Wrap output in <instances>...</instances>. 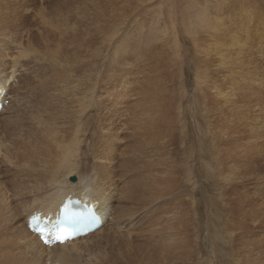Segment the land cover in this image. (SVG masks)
I'll use <instances>...</instances> for the list:
<instances>
[{"label": "rangeland", "instance_id": "1", "mask_svg": "<svg viewBox=\"0 0 264 264\" xmlns=\"http://www.w3.org/2000/svg\"><path fill=\"white\" fill-rule=\"evenodd\" d=\"M238 1V4H240L242 1L244 5V7L239 8L241 12L245 13L252 10L253 13L255 12L254 14H261L264 19V0ZM220 2L221 0H201V2L200 0H7V2L6 0H0V21L3 22L4 26H6V30H9L7 31L9 35L8 38H10V35L13 34V38L11 37L12 40L16 38L15 41L19 42L22 50H35L39 55L46 54L48 50H52V52L55 53L54 56L51 55L52 60L57 59L62 63V67L57 65L55 66V68L52 67L53 69L50 70L45 68V66L40 61L36 59L32 60V56L36 57V55H31L30 58L21 56L22 60H19H21L20 70L22 71V76L19 75L20 77H10V82L8 83V85H19V87L21 86V89H19L20 92L18 93L14 89L11 90L12 85H9L11 92L9 91V94H6L4 92L7 100L4 101L3 110L0 111V209H5L10 205H14V207L31 205V203H33L35 198L37 197L39 183L43 179L54 181L61 177H64L61 179H66L69 176L77 177L79 173H84L82 171L83 168H85L84 170H87L88 172L92 171H90L92 167V169L100 170V134H103L104 132L106 133V131L108 133L106 134V138L109 139V142L112 143V145L116 148V150H118L119 153L124 154L122 159L118 158L119 164H121L120 161L122 160H124L125 162L135 159L136 163L138 162V160L140 161L138 162L139 165H144V167L149 166L150 170L154 168L158 170L156 171V169H154L155 171L153 170V173L163 172L164 169L169 166V164H167L165 167L164 164L166 157L163 160L151 153L153 152L152 146L151 151L149 145V151H147L142 146L144 148H142L143 151H141L143 152L141 153L142 155L140 154L136 157L133 155H129V153L123 151L125 148L122 141H126L125 144L128 148L129 145L135 144L132 142H134V140L137 141L138 136H140L139 133L137 139L135 137V139L133 140V135L137 134V130L135 128H137L138 125L135 124L136 127L131 125L129 126V124H132L133 122L132 118L134 116V111L133 114L132 112L130 113V116L132 117L127 116L126 118V115H129V112L134 107V103L136 106L137 103L142 102V99L144 101V97L146 96L144 94H147L150 90H153L157 92L160 97H162L161 99H163V96H165L163 100H165V102H167V104L172 107V110L174 111L172 112V115L177 123L175 130L176 140L174 142V145L172 146V149H165V145L162 143V146L160 145L158 147V150H162V154L163 152L168 150L164 153V155L167 154L171 159L169 160L172 166H176V176L179 182V188H175L174 196L168 201V204H170V206L168 205L165 208V211L171 210L172 212H168V215L171 214L173 216V214L176 213L175 216L177 215V218L188 222L187 232L190 237L188 248L192 249H188L190 250L189 254L187 253L188 258L185 257L183 259L181 254L177 255L176 259H174L176 256L172 257V259H174V263L171 260L169 262L164 260V255L166 257V254L162 252L159 254V264H170L171 262L173 264H182L184 260L186 261V259L188 261L183 264H187V262L188 264H243L242 261H244L245 263L246 259H248L249 261L248 264H264V222L258 218L248 216L246 220L243 219V223H245V221H247L248 223V229L246 231L240 229L232 235L230 229L225 230L224 219L220 213L222 212L226 219H230L227 212L229 209V205L225 202V200L222 199L223 194L221 193L218 186L212 185V179L205 178L204 167L201 166L202 162H206L207 164H209L210 173L213 175L215 173V170H217V166L213 162V159L211 157L212 155L209 154L210 152L207 145H204L202 142L205 134L207 133L204 130L205 125L206 128H210L212 119L214 120V122H217L216 120H219L218 110L220 106L222 108L223 105L227 103V107H225V109H227L231 108L233 106V103L236 104L237 102V97L233 92V86L223 83V81H226L225 75H218L214 66L215 62L219 59L217 55L218 53L216 52V46H221V43H219L220 41H215L212 38V36L216 34L215 32H204L201 26L203 16L208 15V19L222 20V15L219 14ZM232 2V0H229L230 5L232 4ZM258 4H260L263 9H261L259 6V8H253L257 7ZM79 6L81 7V9ZM1 7H3L5 10ZM251 14L252 12H249V15L252 17L250 19V23L243 24L242 27L249 33L247 35L249 36V38L256 36L250 47L252 48V46H254L253 49L258 48V50L264 52V32L257 33L258 31L255 28V23L258 19L256 21H252L254 20V16L253 14ZM14 20H17L16 24H14ZM114 25L116 26L114 27ZM228 26L232 27L231 24H229ZM115 28H117L118 30ZM14 30L16 31L14 32ZM244 36L245 33L240 35L236 29H233L226 36V40L224 41H226L225 43H227L228 47L230 48V55L231 49L234 51L232 46L233 42L237 40L238 37H241L244 40ZM49 40H54L53 44H50ZM43 42L44 44H41ZM63 44H66L68 47ZM48 46L52 47L50 48ZM67 53L74 54L75 60H70L67 57ZM65 59H67V62L65 61ZM244 59H246L245 56ZM81 60H83L84 62ZM7 62V71L8 73H10V68L12 67L13 63H10V61L6 59L4 62L0 61L2 65ZM85 62L88 63V66ZM30 69H32L30 74L24 75ZM46 70L51 75L53 73V76L50 75L47 77V75L49 74ZM203 79L205 80V82ZM164 87L165 89H163ZM157 90L161 91V94ZM47 91H49V93ZM54 91L56 93H54ZM143 91L145 92L142 93ZM59 92L60 94H62H58ZM137 92L140 93L135 95V93ZM228 92L229 96L223 98L222 96H226ZM52 93L54 94V96H52ZM131 96L135 97V99L137 96L139 97H137L138 99L135 100ZM53 97H56L54 98V100L56 101H53ZM58 97L61 102L59 101ZM89 97L90 99H88ZM168 99L170 103L172 102L171 104L168 102ZM133 100L134 103H132ZM138 100H141V102H139ZM86 101L89 103V106L91 105L89 109ZM53 102L56 103L54 104ZM62 103L65 106L63 110L61 108V106H63ZM68 104L70 105L68 106ZM95 104L98 105L94 106ZM131 104L133 107H130ZM54 105H56L55 108L58 111L60 109H58L59 107L57 106H60V113L57 112V110L54 108ZM101 105L103 108L100 107ZM128 106L130 107V109L128 108ZM70 107L71 111L66 112L65 109L70 110ZM195 107H197V109ZM95 108H98L99 110L102 108V111H95ZM6 109L8 110L6 111ZM210 109H213L211 114ZM54 110L55 112H52ZM82 110L86 111H83V115L81 113ZM124 110H126L125 113ZM64 111L66 112V117L67 114H70L69 116H72L71 118L73 120L69 116V118L65 119L66 117L64 116V118L62 113ZM54 113H57V115L59 116L60 114H62L61 116L65 119L64 122H62L63 118H60V120L62 119L60 122V124H62L60 125L62 128L58 126L59 120L57 121L55 118L59 119V117ZM51 114L53 116H51ZM100 114L104 116V119ZM200 117L202 120L200 119ZM114 118L115 120H112ZM55 120L58 122V125H56L57 122ZM109 120L111 121V123L109 122ZM129 120L131 121V123ZM51 121L54 124H52ZM65 121L66 123L72 121L70 122L71 125L69 124L68 127V124H64ZM89 121H91V123H88ZM136 121L137 120L135 118L133 125L134 123H138V121ZM122 122L125 123V126L122 125ZM232 123H235V116L232 117ZM199 124L202 126H200ZM113 125L114 127L117 126V128H114ZM73 126L76 128L78 127L77 131L79 132L76 133L77 135L73 134ZM80 126L82 129H80ZM57 127L59 130L57 129ZM130 127H135V130L133 129L135 133H132L134 131H132V128ZM60 129L62 130L61 132H65V134L60 133ZM105 129L107 130L105 131ZM115 129H118L119 131L117 132V130ZM137 129L139 130V127ZM129 131H132L130 132L131 134L129 133ZM28 133H31V135H28ZM61 134L65 135L63 136V141L61 138ZM39 135H41L40 138ZM118 135L119 137L121 136V138L123 137V140H121V138H118ZM55 136L56 138H54ZM102 136H105V134H103ZM41 137H43V139ZM57 138L60 140V144L57 142ZM21 139L24 141V143L21 142ZM46 139L47 142H45ZM94 139L98 141H95ZM37 140L38 143H36ZM42 140H44V142ZM51 141L54 143H52ZM93 141H95L96 143H94ZM120 141L122 143H120ZM30 142L31 144H29ZM44 143L45 145H51L53 148L55 147L56 150L51 149L52 147L50 146V150L55 152L53 153L48 150L49 145H46L45 149ZM55 145L59 146L57 147ZM143 145L145 146L146 142ZM42 146L44 147L42 148ZM90 146H93V150L90 149ZM145 147L147 148V146ZM64 148H67L70 151V154L73 155L72 159L76 161L80 160V168H76L74 171H72V173L69 172V166H67V164L63 162L64 152H62V150H64ZM22 150L27 154H25ZM46 150L48 151V154L44 152ZM31 151L33 154L31 153ZM83 152H85V154L87 155L83 156ZM19 153L20 155H18ZM52 153L58 155L55 157L54 155H52ZM51 155L55 158H53ZM172 156H174V158ZM160 159L161 162H159ZM82 160L83 162L85 160L84 164ZM154 160H156V162H154ZM262 160L264 161V158L258 161V173H260L264 177V162ZM96 163L98 164V166H96ZM154 164L155 166H153ZM139 171L142 172L143 176L146 175V173H143L144 171L147 172L145 169H140ZM253 178L254 176L251 177V180H248V176H244V178L238 179L237 185L242 186V188L246 186L249 188V191L251 190L250 192H248V194H250L249 197L252 201L251 206H253L255 203L256 207L262 211V205L264 204V179L259 180L260 185H258V182H256ZM217 179L222 181L221 184L223 188L227 186L225 180H222V178ZM118 185H121V182H119ZM239 189H241V187H239ZM254 191L257 198L254 195ZM219 195H221V201L219 199ZM183 196L185 198H183ZM253 198L254 201L252 200ZM2 201L3 203H5L2 204ZM176 202H179V205ZM213 204L214 206L212 207ZM219 210L220 212H218ZM237 210L232 209V211L235 212V215H237V213L240 214ZM248 210H250V208H248L247 211ZM158 213L156 214L155 218L162 216V218L160 219L162 228H156L157 230H159L158 232L155 229V232L157 233H155V235L153 236L154 238L152 237V240L149 235H144V240H147V238L149 239L147 240V243H145L146 241H144L143 238L140 237V235H136L139 234V232H135V227H130V223L128 224L129 221L127 222L126 220H124V225H122V229L120 232L121 238L119 237L122 240H126L124 241V251L127 248L132 247L133 244L149 249L158 244V242H160L161 244V241L166 239L165 229L163 227V224H166V216H164L163 211L161 210ZM185 214L186 216H183ZM125 218L126 216L124 217V219ZM176 222L178 224V221ZM228 223L229 221L227 222V224ZM162 230L164 231V233H162ZM17 231L20 233L19 229L16 230V233L19 234ZM131 232H135V235L137 237H140L143 240L144 244L142 245L141 239L137 238L135 235L129 237L128 235H130ZM136 238L138 240H136ZM157 238H161L162 240ZM150 240L153 242H151ZM155 240L156 242H154ZM135 241H137L138 243ZM89 243L90 240L86 243L84 242L83 245H88ZM129 243L132 244L130 245ZM18 248H20V246H18ZM174 251L178 250L176 249ZM107 253L108 252L105 251L103 247L88 248L87 250H83L77 257H79L80 259V264H100V262L107 257ZM190 254L192 255V257ZM238 255L239 259H242L240 263H238L239 261L237 260ZM124 259H126V256H124ZM175 260L176 262L178 260L183 261H178V263H176ZM26 261L27 262L25 263V259L23 258L21 259L20 264H29V261L27 259Z\"/></svg>", "mask_w": 264, "mask_h": 264}, {"label": "bare ground", "instance_id": "2", "mask_svg": "<svg viewBox=\"0 0 264 264\" xmlns=\"http://www.w3.org/2000/svg\"><path fill=\"white\" fill-rule=\"evenodd\" d=\"M197 1H199V0H197ZM232 1L233 2L230 5L229 0H221L220 8H219V14L222 15V20L208 19L209 17L207 14H206L207 16H203V18H202V25H201L202 30L204 32H215L216 34H214L212 36V38L215 41H218V42L220 41L219 43H221V46H219V47L216 46V52L218 53L217 55L219 58L215 62V65H214L215 69H216V73L218 75H222V74L225 75L226 81H223V83L233 86V88H234L233 92H234V95L237 97V99H236L237 102H236V104L233 103V106L231 108H227V109H225V107H227V103L224 104L222 108L220 106V108L218 110L219 120H216L217 122H214V120L212 119L210 128L209 127L206 128V125H205L204 130L207 133L205 134V132H204L205 136H204V139L202 140V142L204 145H207L208 150L210 152L209 154L212 155L211 157L213 159V162L217 166V170H215V173L213 175L210 173L209 164H207L206 162H205L206 164L204 162H202L201 166L204 167L205 178L212 179L211 180L213 182L212 185L218 186L221 193L223 194L222 199L225 200V202L228 203V205H229V209L227 212L229 214L228 216L230 217V219L229 218L226 219V217L224 216V214L222 212L220 214L223 216V219H224V229L225 230L230 229V231L233 235V233H235L236 231H238L240 229L243 231H246L248 229L247 221H245V223H243V219L246 220L248 216L258 218L264 222V204L262 205L263 206L262 211L256 207L255 203L253 206H251L252 201H251V198L249 197L250 194H248V192H250L251 190L249 191V188L246 186H244L242 188V186L237 185L238 179L244 178V176H248V180H251V177L254 176L253 179L256 182H258L257 183L258 185H260L259 180L264 179V177L260 173H258V168H259L258 161L264 158V62H263L264 61V52H261L260 50H258V48L253 49L254 46H252V48L250 47L251 43H253L254 38L256 36L249 38V36H247L249 33L245 29H243V27H242L243 24L250 23V21H251L250 19L252 17L249 15V12H252V14L254 16L253 17L254 20H252V21H256L258 19L256 22L257 24L254 22L255 28L258 31L257 33L264 32V19H263V16L261 14H258V13L254 14L255 12L253 13L252 10L245 12V13L241 12L239 8L244 7L243 2L241 1V3L238 4L239 3L238 0H232ZM6 2H7V0H6ZM200 2H201V0H200ZM263 3H264V1H263ZM198 6H200V5H198ZM258 6L261 9H263L260 4H258L257 7H253V8H259ZM201 7H202V5H201ZM203 7H204V5H203ZM1 8H3V7H1ZM196 8H197V6H196ZM209 8H211V7H209ZM80 9H81V7H80ZM98 9H99V7H98ZM193 9H195V8H193ZM15 11H16V8H15ZM78 11H79V9H78ZM254 11H255V9H254ZM20 12H22V11H20ZM195 12H193V13H195ZM210 15H212V14H210ZM21 19H22V17H21ZM16 21L14 24H16ZM18 23H20V22H18ZM229 24H231L232 27L228 26ZM115 26L116 25H114V27ZM233 26H235V27H233ZM249 26H251V25H249ZM108 27H109V25H108ZM112 28H109V29H112ZM115 29H117V28H115ZM233 29H236L240 35L245 33V36L243 37L244 40L241 37H238V39L233 42L232 46H233L234 51L231 49V55H230V53H229L230 48L228 47V44L225 43L226 41H224V40H226V36ZM7 31H9V30H6V26H4L3 22L0 21V61L4 62L6 59V60L10 61V63H13L12 67L10 68L11 69L10 73H8V71H7L8 62L3 64V65H2V63H0V99L2 100V103H4V101L7 100V98L5 97V93L9 94L11 92V90H13V89L15 91H17L18 93L20 92L19 89H21V86L19 87V85L9 84V85H12L11 90H10L8 83L10 82V77L13 78L14 76H19V75L22 76V71L20 70L21 60H22L21 56L30 58L31 55H36V57L32 56V60L36 59V60L40 61L45 66V68L50 69V70L55 68V66H57V65L62 67L61 61H58L57 59L52 60L51 55L54 56V54H55L52 52V50L51 51L48 50L47 53L43 54V55H39L38 52L35 50H25V49L22 50L19 42L15 41L16 38L14 40H12L13 34L10 35L12 38L11 37L8 38L9 35H8ZM15 31L16 30H14V32ZM18 34H20V33H18ZM252 36H254V35H252ZM79 38H80V35H79ZM49 41H50V44H53V42H54V40L53 41L49 40ZM41 44H44V42ZM66 44H63V45L68 47ZM48 47H50V46H48ZM212 47H214V46H212ZM81 48H79V49H81ZM95 51H97V50H95ZM41 52H42V50H41ZM79 52H80V50H79ZM123 52H125V51H123ZM244 56L246 59H244ZM67 57L72 61L75 60L74 54L67 53ZM19 59H21V60H19ZM65 61L67 62V59H65ZM81 61H83V60H81ZM85 63H87V62H85ZM87 66H88V63H87ZM97 69H98V67H97ZM31 70L32 69H30L24 75L30 74ZM209 70H211V69H209ZM47 73H48V71H47ZM50 75L51 74L47 75V77ZM51 76H53V73ZM47 77H45V78H47ZM149 82H150V80H149ZM201 82H203V81H201ZM204 82H205V80H204ZM82 86H83V84H82ZM146 86H148V85H146ZM157 87H159V86H157ZM162 87H163V85H162ZM150 88H149V90H150ZM147 89H148V87H147ZM163 89H165V87ZM45 90H46V88H45ZM149 90H147V91H149ZM51 91H53V90H51ZM157 91H159V90H157ZM47 92L49 93V91H47ZM70 92H71V90H70ZM144 92L145 91H143L142 93H144ZM54 93H56V92L54 91ZM138 93H140V92L135 93V95ZM159 93L161 94V91H159ZM58 94H60V92ZM113 95H114V93H113ZM144 95H146L145 97L142 95L144 97V101H143V99H142V102H141V100L140 101L138 100L141 103H137L136 106H135V103L133 100L132 103H134L133 104L134 107L132 106V104H131V106L129 105L130 107H133V109H131V111L129 112V115H126V118H127V116L132 117V116H130V113L132 112V114H133V111H134V116L132 118L133 120L131 118L130 119L134 122V119L136 118L138 123H134V125H133V122H132V124H129V126L131 125V126L136 127V125H138V127H139V130L137 129L138 127L137 128L134 127L137 130L136 131L137 134L133 135V137H134L133 140L135 139V137L137 139V136L139 135V133H140V136H138L137 141L134 140V142H132L135 144H132V145L128 144L129 145L128 148H127V145L125 144L126 141L125 140H124L125 142L122 141L126 145V147H125V145L123 144L125 149L123 150V148H122V150L129 153V155H133L136 157L137 155H140L141 153H143V152H141V151H143L142 150L143 147L147 151H149L148 145H149V148H151V146H152L153 152H151V153L154 156L161 158L163 160L166 157L164 165L166 167V165L169 164V166H167L163 172H154L153 173V170L156 168L153 167L154 169H151L152 170L151 171L149 166L144 167V165L143 166L139 165L138 162H140V161L137 158H136L138 160L137 163L135 162V159H134V160H129V161H125V162H124V160H122V161H120L121 164H119L118 158L122 159L124 154L119 153L118 150H116V148L112 145V143L109 142V139L106 138L107 137L106 134H108L106 131L107 129H105L106 133L103 131L104 132L103 134H105V136H102L103 134H100L101 135L100 136L101 150L99 151L101 154L99 156L100 157V161H99L100 162V164H99L100 170L92 169L93 167L91 166L92 168L90 169V171L91 170L92 171L88 172L87 170H84L85 168H83L82 171L84 173H82V174L79 173L77 175V182L76 183H70V178L72 176H69L66 179H61V178H64V177H61V178H58L54 181L43 179L39 183L37 197L35 198L34 202L31 203V205H29V206L25 205L22 207H14V205H10L5 209L2 207L4 210L0 209L1 210V212H0V264H20L21 259H23V258L25 259V263L27 262L26 261V259H27L29 261V264H57V263H59V264H80V259L77 256L83 250H87L88 248H101V247H103L105 249V251H107L108 253L106 254L107 257L104 258V260L101 261L100 264H159V261H158L160 259L159 254L162 252L166 254V257L164 255V260H166L167 262H169L171 260L174 263V259H176L177 255H179V254H181L183 259L185 257L188 258L187 253L189 254V251H190L188 249H191V248H188L189 238H190L189 234L187 232L188 222L180 220L179 218H177L176 217L177 215L175 216L176 213L173 214V216L171 214L168 215L169 214L168 212H172L171 210L165 211V208L168 205L170 206V204H168L169 199L174 196L175 188H177L179 185L178 178L176 176V166L175 167L172 166V164L170 162L171 159L167 154L164 155V153L168 150L163 152V154L161 153L162 150L161 151L158 150V147L161 145V143L165 145V147H164L165 149H168V148L172 149V146L174 145V142L176 140L175 139L176 138L175 130H176V125H177L176 120L173 118V115H172V112H174V111L172 110V107L169 104H167V102H165V100H163L165 96L162 95L163 99H161L162 97H160V95L153 90H150L147 94H144ZM52 96H54L53 93H52ZM139 96H137V97H139ZM228 96H229V92L226 96H222V97L226 98ZM81 97H82V95H81ZM86 97H87V95H86ZM90 97L88 99H90ZM131 97L135 99V97H133V96H131ZM137 97H136V99H138ZM167 97H169V96H167ZM54 98H56V97H53V101H56V100H54ZM58 99H59V97H58ZM96 99H97V97H96ZM59 101L61 102L60 99H59ZM104 101H106V100H104ZM138 101H136V102H138ZM168 102H169V99H168ZM87 104H88L87 106L89 109V107L91 105L89 106L88 102H87ZM238 104H240V105H238ZM56 105H54V108L56 107ZM62 105L63 106H61V108L63 110L65 106L63 103H62ZM69 105L70 104H68V106ZM97 105L95 104L94 106H97ZM129 106H128V108L130 109ZM57 107H59L58 109H60V110L58 111L56 108L55 109L57 110V112L60 113L61 108H60V106H57ZM66 107H67V105H66ZM100 107H102V105ZM12 108H14V107H12ZM52 108H53V106H52ZM98 108H95V111L100 112V110L103 107L100 110ZM195 108L197 109V107H195ZM69 109L70 110L65 109V111L66 112L71 111V107ZM88 109H87V111H88ZM96 109H98V110H96ZM7 110L8 109H6V111ZM83 111H85V110H82V112H81L82 115L84 113ZM198 111H197V113H198ZM212 111H213V109H210V114ZM49 112H50V110H49ZM52 112H55V110ZM64 112H62L63 117L64 116L66 117V112L65 113ZM105 112H107V111H105ZM125 112H126V110H124V113ZM223 112H224V114H223ZM52 114H51V116H53ZM54 114L57 115V113H54ZM61 115L62 114H60V116L57 115L59 117V119L55 118L57 121L59 120L58 121L59 125H58V122L55 120L57 122L56 125H58L59 127H61L60 125H62V124H60V122L62 120V119L60 120V118L62 117ZM69 115L70 114H67V117L66 118L64 117V118L65 119H67L69 117L71 118L72 116H69ZM79 115H80V113H79ZM100 115L102 118L104 117V116H102V114H100ZM234 116H235V123H232V117H234ZM201 117H200V119H201ZM64 118H63L62 122H64V120H65ZM73 118H74V116H73ZM95 118H97V117H95ZM98 119H100V118H98ZM110 120H111V118H110ZM110 120H109V122L111 123ZM112 120H115V118ZM53 121H54V118H53ZM66 121L64 124H66V125L68 124V127H69V124L72 121H69V123L68 122L66 123ZM106 121H107V118H106ZM194 122H195V120H194ZM88 123H91V121H89ZM126 123H127V121H126ZM130 123H131V121H130ZM52 124H54V123L52 122ZM124 124L125 123L122 122V125H124ZM66 125H64V126H66ZM78 125H75V126H78ZM97 125H98V123H97ZM200 126H202V125H200ZM113 127H114V125H113ZM115 127L117 128V126H115ZM74 128L76 129V131ZM77 128L74 126L72 127V131L74 130V133L73 132L72 133L74 135H77L76 133L79 132V131H77ZM104 128H106V127H104ZM130 128H132V127H130ZM134 128H132V131L135 130ZM57 129H58V127H57ZM63 129H65V128H63ZM80 129H82L81 126H80ZM80 129H78V130H80ZM118 129H115V130H117V132H118L120 130V129L119 130ZM122 129H124V128H122ZM66 130H68V129H66ZM125 130H126V128H125ZM53 131H55V130H53ZM61 131L62 130L60 129V133H63ZM100 131H102V130H100ZM132 131H129V133ZM36 132H37V130H36ZM31 133H28V135L29 134L31 135ZM132 133H135V131ZM63 134H65V132ZM121 134H122V132H121ZM121 134H119V135H121ZM28 135H26V136H28ZM119 135L117 137L121 138V136L119 137ZM40 136L41 135H39V138H40ZM63 136H65V135H62V137H61L62 141H63ZM39 138H38V140H39ZM41 138L43 139V137H41ZM54 138H56V136ZM96 138H97V136H96ZM47 139L45 142H47ZM57 139H54V140H57ZM66 139H67V137H66ZM38 140L36 143H38ZM94 140L98 141L99 138H98V140H96V139H94ZM121 140H123V137L121 138ZM42 141L44 142V140H42ZM95 141H93V142L96 143ZM21 142L24 143L23 140ZM31 142L29 144H31ZM57 142L59 143L60 140L58 139ZM122 142L120 141V143H122ZM142 142H143V144H145V142H146L145 146H147V148L142 144ZM52 143H54V142H52ZM139 143H141L142 145ZM44 145H45V143H44ZM46 145H45V147L42 146V148L44 147L46 149ZM50 146L51 145H49V147H48L49 149L48 148L47 149L50 152L54 153L55 151L50 150V148L52 147V146L51 147ZM55 146H57V145H55ZM95 146H96V144H95ZM90 147H91L90 149L93 150V148H92L93 146H90ZM152 148L150 149V151L152 150ZM18 149H20V148H18ZM51 149L56 150L55 147L54 148L52 147ZM70 150H71V148H70ZM122 150H121V152H122ZM32 151H31V153H32ZM44 152L47 153L48 151L46 150ZM62 152H64V156H63L64 158L62 157L63 162L66 163L67 166H69V172L70 173H72V171H74L76 168H78V167L80 168V162H79L80 160L76 161V160L72 159L73 155L70 154V151L67 148H64V150H62ZM53 153H52V155H54L55 157L58 155V154L55 155ZM25 154H27V153H25ZM38 154H36V155H38ZM78 154H80V153H78ZM18 155H20V153ZM85 155H87V154H85V152H83V156H85ZM60 156H61V154H60ZM174 156H172V157L174 158ZM55 157H53V158H55ZM144 159H146V158H144ZM161 159L159 162H161ZM58 161H60V160H58ZM35 162H36V160H35ZM82 162H83V160H82ZM154 162H156V160H154ZM84 163H85V160H84L83 164ZM135 163H136V165H135ZM86 164H87V162H86ZM155 164L153 166H155ZM159 164H161V163H159ZM25 165H26V163H25ZM37 165H38V163H37ZM164 165H162V166H164ZM96 166H98V164ZM140 169H145L147 171V172H145V171L143 172V173H146L145 176H143L142 172L139 171ZM156 171H158V170L156 169ZM133 175H136V176H133ZM28 178H30V177H28ZM217 178H222V180H225L227 183V186L225 188H223L222 184H221L222 181L217 179ZM8 179H10V178H8ZM59 179H61V180H59ZM11 180H13V179H11ZM217 180H218V183H217ZM119 182H121V185H118ZM239 187H241V189H239ZM242 191H244V192H242ZM254 195L256 197L255 191H254ZM69 196H71L72 198L80 199L82 202H85L86 205L93 204L96 213L101 218L102 225L97 230L90 233L89 235H86L83 238L76 239L73 241H68L63 245H56V246H53L51 248L46 247L40 242L39 237L37 235H35L34 233L29 231L28 220L35 213H42L45 216H48L51 214V215H53V217H55L56 214L59 212L60 206L64 203V201ZM183 198H185V197L183 196ZM219 199L221 201V195H219ZM252 200L254 201V198ZM4 203L2 201V204H4ZM171 203H173V202H171ZM0 204H1V202H0ZM214 204L212 205V207L214 206ZM178 205H176V206H178ZM236 205H237V207H236ZM226 206H227V204H226ZM227 208H228V206H227ZM237 208H238V210H237ZM248 208H250V210L247 211ZM222 209H224V208H222ZM232 209L237 210L240 214L237 213V215H235V212H233ZM160 210L163 211L164 216H166L165 217L166 218V224L165 225L163 224V227L165 229V234H166L165 235L166 239L163 238L165 241L164 240H163L164 242L161 241V244H160V242H158V244L154 245L153 247H151L149 249H146L145 247L143 248V246H136L135 244H133L132 247L127 248L124 251V241H126V240L120 239L121 238L120 232L122 229L121 227H122V225H124V220H126L127 222L129 221L128 224L130 223L129 224L130 227H135V232L136 233H137V231L139 232V234H136L137 236L140 235V237L143 238L144 235H149L151 240H152L154 238L153 236L155 235V233H157L159 231L157 229L162 226L160 224L161 223L160 219L162 218V216L155 218L156 214ZM218 212H220V210ZM125 216H126V218L124 219ZM164 216H163V218H164ZM183 216H186V214ZM175 220L178 221V224ZM241 220H242V222H241ZM174 221L176 222V224ZM180 221H182V222H180ZM228 221H229V223L227 224ZM17 229H19V231H20V233L17 231L19 234L16 233ZM155 229L157 230V232H155L156 231ZM132 230H134V229H132ZM192 231H193V229H192ZM135 232L134 233L131 232L130 235H128V236L132 237L133 235H135ZM159 233H158V235H159ZM162 233H164V231ZM197 236H195V237H197ZM140 237H137V238H140ZM137 238H136V240H138ZM144 238H143V240H144ZM161 238H162V236H161ZM161 238H157V239H161ZM89 240H90V243L88 245H83L84 242L86 243ZM143 240L141 239L142 245L144 244ZM147 240H149V239L147 238ZM147 240L146 239L144 240V241H146L145 243H147ZM156 240L154 242H156ZM135 242H137V241H135ZM151 242H153V241H151ZM191 243H193V242H191ZM129 244L131 245L132 243H129ZM217 245H218V243H217ZM18 246H20V248H18ZM176 249L178 251H174ZM124 256H126V259H124ZM172 257H175V258L172 259ZM191 257H192V255H191ZM191 257H189V258H191ZM180 260H178V261L179 262L183 261V260L182 261H180ZM189 260H191V259H189ZM237 260L239 261L238 263H240L242 261V259L241 260L239 259V255H238ZM178 261L176 262V260H175L176 263H178ZM186 261H188V260L186 259ZM186 261L184 260L183 263H185ZM245 261H246L245 263H244V261H242L243 264H248V262H249L248 259H246ZM172 262L170 264H173ZM178 264H180V263H178ZM187 264H188V262H187Z\"/></svg>", "mask_w": 264, "mask_h": 264}, {"label": "water", "instance_id": "3", "mask_svg": "<svg viewBox=\"0 0 264 264\" xmlns=\"http://www.w3.org/2000/svg\"><path fill=\"white\" fill-rule=\"evenodd\" d=\"M71 183H76L77 182V177L73 176L70 178Z\"/></svg>", "mask_w": 264, "mask_h": 264}]
</instances>
